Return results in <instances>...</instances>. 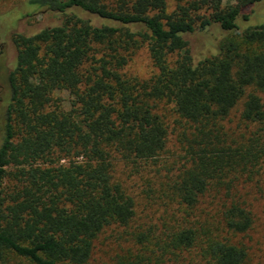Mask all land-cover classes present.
<instances>
[{
  "label": "trees",
  "instance_id": "1",
  "mask_svg": "<svg viewBox=\"0 0 264 264\" xmlns=\"http://www.w3.org/2000/svg\"><path fill=\"white\" fill-rule=\"evenodd\" d=\"M237 1L29 0L61 22L12 36L0 264H95L110 233L113 264L249 263L243 241L257 219L239 189L263 191L264 23L240 22L264 19V0ZM216 27L225 35L195 59L189 38ZM144 47L157 73L131 78ZM61 91L70 110L51 107ZM173 136L181 160L159 165ZM119 163L131 176L167 172L147 192L174 210L160 234L135 228L137 196Z\"/></svg>",
  "mask_w": 264,
  "mask_h": 264
},
{
  "label": "rangeland",
  "instance_id": "2",
  "mask_svg": "<svg viewBox=\"0 0 264 264\" xmlns=\"http://www.w3.org/2000/svg\"><path fill=\"white\" fill-rule=\"evenodd\" d=\"M211 7H235L240 3L237 0H211ZM251 9L245 8L243 12L250 14ZM61 22L60 16H55L39 5H34L29 0H0V145L4 136V127L6 124L7 107L11 102V88L9 84V75L17 64V52L12 43L14 34H23L33 36L42 29ZM264 23V19L259 14H252L249 22H240L242 29ZM226 32L221 28H213L207 32H198L191 36V49L195 59H200L208 55V46L216 47L217 41L225 35ZM127 76L148 80L153 77L157 70L154 67L147 49L144 47L133 56L127 68ZM72 97L66 91L56 92L51 104L52 109L60 108L70 110ZM171 108V106H170ZM172 117V116H171ZM169 116L170 119H173ZM170 121V120H169ZM181 150L176 137L170 139L168 151L158 164L164 165V162L172 164L179 163ZM66 163V161H62ZM157 174L147 168V172H141L140 175H132L131 168L119 163L117 175L121 178L125 186L131 188L137 196L138 211L135 228L138 231H147L150 228L160 234L163 230V224L169 223L170 214L174 210L166 207L164 201L158 199L160 195L153 194L148 197V190H159L163 177L167 174L165 169ZM262 193L254 187V184L239 191L243 195V200L251 205L253 213L256 214V225L250 234L244 238V243L250 248V260L248 264H264V184ZM209 202V201H208ZM208 202L203 206L206 208ZM170 206V205H169ZM121 241L124 243L123 230L120 231ZM116 239L113 234H107L99 240L97 247L100 253L96 256L95 264H113L116 254L119 251Z\"/></svg>",
  "mask_w": 264,
  "mask_h": 264
}]
</instances>
